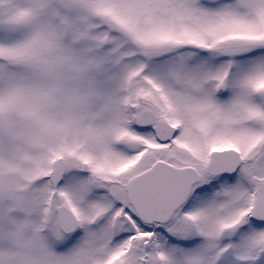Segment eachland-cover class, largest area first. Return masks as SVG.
Segmentation results:
<instances>
[{
	"label": "snow or ice",
	"instance_id": "1",
	"mask_svg": "<svg viewBox=\"0 0 264 264\" xmlns=\"http://www.w3.org/2000/svg\"><path fill=\"white\" fill-rule=\"evenodd\" d=\"M0 264H264V0H0Z\"/></svg>",
	"mask_w": 264,
	"mask_h": 264
}]
</instances>
